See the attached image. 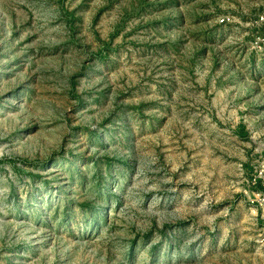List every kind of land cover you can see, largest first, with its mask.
<instances>
[{
  "label": "rangeland",
  "instance_id": "1",
  "mask_svg": "<svg viewBox=\"0 0 264 264\" xmlns=\"http://www.w3.org/2000/svg\"><path fill=\"white\" fill-rule=\"evenodd\" d=\"M256 193L264 0H0V264H264Z\"/></svg>",
  "mask_w": 264,
  "mask_h": 264
},
{
  "label": "built area",
  "instance_id": "2",
  "mask_svg": "<svg viewBox=\"0 0 264 264\" xmlns=\"http://www.w3.org/2000/svg\"><path fill=\"white\" fill-rule=\"evenodd\" d=\"M226 20H229V18H222L221 22H226ZM249 202L252 205H256L258 207H261L264 209V194L263 193H256L249 196Z\"/></svg>",
  "mask_w": 264,
  "mask_h": 264
}]
</instances>
